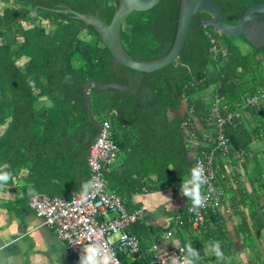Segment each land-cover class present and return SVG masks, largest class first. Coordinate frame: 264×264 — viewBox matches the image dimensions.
<instances>
[{
	"label": "trees",
	"instance_id": "16d2710c",
	"mask_svg": "<svg viewBox=\"0 0 264 264\" xmlns=\"http://www.w3.org/2000/svg\"><path fill=\"white\" fill-rule=\"evenodd\" d=\"M62 5L83 13L99 12L111 22L119 0H0V169L11 174L28 168L27 178L33 185L38 177L44 181L35 183V192L68 196L73 188L84 192L89 186L86 157L98 134L88 118L84 84L90 79L130 82L116 73L113 55L93 26L85 27L70 13L46 9ZM229 9L236 15L230 3ZM147 11L131 13L121 29L123 46L135 60L164 56L176 35L177 0H160ZM198 25L199 21L194 27ZM207 31L212 28L197 35L191 30L178 59L148 76L120 65L135 79L129 91L90 88L93 117L112 118L116 129L114 137L124 160L106 176L111 190L122 197L148 181L157 189H168L185 178L193 166L192 133L201 139L198 122L207 127L212 96L217 92L233 100L264 84V76L259 74L264 68V49L254 47L256 51L247 55L228 45L226 57L214 58ZM146 85L155 96L148 105L140 97ZM190 106L194 108L192 125L186 127L189 114L185 113ZM182 107L184 114L177 112ZM113 110L115 115H111ZM171 112L177 113L172 116ZM249 116L252 121L248 123L226 127L234 151L264 136V108H250ZM261 155L255 159L256 180L264 189ZM256 219L262 228V207ZM121 259L123 264L146 263L124 254Z\"/></svg>",
	"mask_w": 264,
	"mask_h": 264
},
{
	"label": "crops",
	"instance_id": "0c3cea01",
	"mask_svg": "<svg viewBox=\"0 0 264 264\" xmlns=\"http://www.w3.org/2000/svg\"><path fill=\"white\" fill-rule=\"evenodd\" d=\"M184 111L185 107H182L177 112L184 114ZM177 112H171V115ZM250 120L248 110L247 123ZM201 124L198 122V130L203 134L201 139L192 133V165L203 146V149L213 146L212 136L216 134L215 127H203ZM3 131L4 128L1 129ZM247 148L250 156L242 161L235 154L231 163L217 155L218 182L227 191L228 200L210 215L204 228H194L185 219L192 201L181 194L180 185L190 178L191 173L177 180L171 188L157 189L152 181H148L141 189L124 196L129 210L146 206L141 218L130 227L140 238L142 247L149 248L157 243L161 249H166L170 243L165 242L168 239L161 232L176 225L172 242L186 247L191 245L199 254L198 259L192 257L195 264H264V226L259 228L260 220L256 219L258 210L264 206V189L260 186L261 181L256 180L258 168L255 165V159L264 154V136ZM123 160L120 151L110 169L120 167ZM28 175L29 169L22 168L11 173L7 182L0 184V264H79L66 242L58 238L29 206L32 195L44 192H35V183L38 185L44 181L38 177L33 185ZM56 190L63 192L61 186H57ZM109 190L112 191L110 183ZM75 192L79 191L76 189ZM178 217L184 220L183 224L176 223ZM216 242L228 257L215 255L212 249Z\"/></svg>",
	"mask_w": 264,
	"mask_h": 264
},
{
	"label": "built area",
	"instance_id": "2783aa9c",
	"mask_svg": "<svg viewBox=\"0 0 264 264\" xmlns=\"http://www.w3.org/2000/svg\"><path fill=\"white\" fill-rule=\"evenodd\" d=\"M208 36L212 56L226 57L229 50L220 40L221 33L209 31ZM183 97L188 98L185 94ZM263 101L264 84L234 100L217 92L212 96L205 121L208 126L216 128L213 146L210 149L202 148L193 162V165H203L207 180L202 185V194L207 197L205 205L193 211L191 204L187 210V221L194 228H204L210 215L228 200L227 191L218 182L216 156H223L229 163L234 158L233 154L241 161L250 156L248 148L233 152L226 127L235 128L244 124L248 110L262 107ZM193 112L192 106L186 109L185 114H189L184 120L186 127L192 125ZM116 113L113 110L111 115ZM101 124L102 129L87 159L90 170L87 191L72 192L68 196L37 193L29 198V206L44 219V223L53 229L58 238L66 242L68 250L78 258L79 264H82V258L92 246H99L110 253L108 264H123L122 254L132 261L145 259V264H188V261L195 264L185 245L177 243L173 247L161 249L157 243H153L149 248H143L140 238L131 231V225L141 218L146 206L129 210L124 197L109 190L106 172L116 163L120 148L114 137L111 120L105 119ZM176 223L183 224L184 220L178 217ZM175 233L176 225L167 230L165 237L174 238Z\"/></svg>",
	"mask_w": 264,
	"mask_h": 264
},
{
	"label": "water",
	"instance_id": "95a60500",
	"mask_svg": "<svg viewBox=\"0 0 264 264\" xmlns=\"http://www.w3.org/2000/svg\"><path fill=\"white\" fill-rule=\"evenodd\" d=\"M159 1L160 0H119L118 8L114 13L111 22H107V20L103 19L99 12L83 13L69 7L68 5L46 7V9L50 11L72 14L76 19L81 20L85 27L93 26L103 43L109 48L113 55V65L116 73L124 78H127L130 82L128 85H124L119 82L100 83L95 79H90L84 84L83 93L87 103L88 118L98 129V134L90 143L86 161L88 159L90 149L102 129L101 122L96 120L92 114V101L90 96V88L92 86L99 89L114 88L122 91H129L134 87L135 79L131 74L122 70L120 65L145 72L146 76H148L149 73L162 69L175 62L178 59L180 51L187 38L192 17L198 12H207L211 15L210 19L202 20L200 25L201 29L204 28V26H208L220 32L224 36L234 38L244 36L252 41L253 38L251 33H253V28L250 23L251 17L253 14L257 13L264 14V2H256L249 6L244 13H240L238 18L241 22L239 24H233L225 20L221 8L213 0H181L178 26L170 51L164 56L153 60H135L126 52L123 46L121 40L122 26L132 12L150 10L157 5ZM263 20L264 16L261 17L260 21ZM260 32L262 33V37H264V29H261ZM197 39L199 40V38ZM146 89V87L142 89L140 93L141 97L145 95ZM150 90L152 92L154 91L153 89ZM120 118H123V114L120 115ZM76 189L77 188H73L72 192H75Z\"/></svg>",
	"mask_w": 264,
	"mask_h": 264
},
{
	"label": "clouds",
	"instance_id": "9594fccd",
	"mask_svg": "<svg viewBox=\"0 0 264 264\" xmlns=\"http://www.w3.org/2000/svg\"><path fill=\"white\" fill-rule=\"evenodd\" d=\"M5 167H7V165H5ZM190 172V178L182 181L180 191L183 196L192 201V210L196 211L202 208L206 203L207 197L202 194L201 187L207 183V180L204 175L203 165L200 163L193 165ZM10 177L11 174L9 172L0 169V183L7 182ZM212 251L217 257H222L223 255L219 242L215 243ZM187 252L190 254V257L198 259L199 254L191 245L187 246ZM110 259L111 255L107 250L99 246H92L87 250V255L82 258V264H108ZM188 264H192V261H188Z\"/></svg>",
	"mask_w": 264,
	"mask_h": 264
},
{
	"label": "flooded vegetation",
	"instance_id": "af4514ba",
	"mask_svg": "<svg viewBox=\"0 0 264 264\" xmlns=\"http://www.w3.org/2000/svg\"><path fill=\"white\" fill-rule=\"evenodd\" d=\"M177 1L179 3V13H180L181 0H177ZM213 1L221 8L222 13L225 17V20L230 22V23H233V24H239L241 22V20L238 18V16L240 15V13H244L249 6H251L252 4H254L256 2H264V0H213ZM229 3L231 4L232 8H236L235 9L236 15H233V13L230 9L228 10ZM179 13H178V18H179ZM262 16H264V14L257 13V14H253L251 17L250 23H251V26L253 28V33H251V36L253 38V41L251 39H248V38L242 36V38L246 42L253 45V47L259 48V49H264V37H262V33L260 32L261 29H264V20L260 21ZM178 18H177L176 26H178ZM210 18H211V15L207 12H198V13L194 14V16L192 17L191 23H190L188 34L190 33L191 30H193L194 35H197L198 31L204 30L205 28H209L208 26H204V28L201 29L200 25H201L203 19H210ZM197 21H199V25L197 27H194V24ZM208 32L209 31H207V33ZM197 38H199V40H200L199 36H197L196 39ZM145 87L147 88L146 93L143 97H141V96L140 97L143 100L144 104L148 105L149 103H152L155 100V96L154 95L152 96L154 91L152 92L150 90V89H152L151 87H149L148 85H146ZM125 121L126 122H124V123L126 124L128 121L127 120H125Z\"/></svg>",
	"mask_w": 264,
	"mask_h": 264
},
{
	"label": "rangeland",
	"instance_id": "374dc122",
	"mask_svg": "<svg viewBox=\"0 0 264 264\" xmlns=\"http://www.w3.org/2000/svg\"><path fill=\"white\" fill-rule=\"evenodd\" d=\"M148 12V11H147ZM133 15H135V12H132ZM212 31L216 32V30L212 29ZM220 40L221 42L228 46V45H232V46H235L237 48V50H240L242 51L243 53L247 54L248 53H253L256 51V49L253 47V45H251L250 43L246 42L242 37H225V36H220ZM259 74H261V76H264V68H262L260 71H259ZM262 106H264V101L262 102ZM98 121H103V117L102 116H99L96 118ZM111 119L112 121V118H109ZM247 123V122H246ZM112 129L113 131H116L114 125L112 126ZM217 158V156H216ZM217 160V159H216ZM166 232L167 231H163L161 232V234L164 235V237L166 236ZM167 243H170L169 245H167L165 248H170V247H173L176 245V243L172 242V239H168L167 241H165ZM178 243V242H177Z\"/></svg>",
	"mask_w": 264,
	"mask_h": 264
}]
</instances>
